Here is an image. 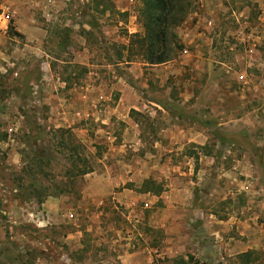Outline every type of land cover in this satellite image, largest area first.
<instances>
[{
    "label": "rangeland",
    "instance_id": "1",
    "mask_svg": "<svg viewBox=\"0 0 264 264\" xmlns=\"http://www.w3.org/2000/svg\"><path fill=\"white\" fill-rule=\"evenodd\" d=\"M188 3L150 64L140 0H0V264H264V0ZM189 196L252 247L192 241Z\"/></svg>",
    "mask_w": 264,
    "mask_h": 264
},
{
    "label": "crops",
    "instance_id": "2",
    "mask_svg": "<svg viewBox=\"0 0 264 264\" xmlns=\"http://www.w3.org/2000/svg\"><path fill=\"white\" fill-rule=\"evenodd\" d=\"M246 169L247 166H246ZM103 185V188L101 191L93 192L91 195V200L100 202L104 198V196L107 193H110L108 190L113 185V179L106 180ZM246 187H249L247 184ZM108 192H104V191ZM172 193V192H171ZM191 193V191H190ZM140 195V194H139ZM179 195V194H178ZM113 199L117 198V200L122 199L121 193L114 194L112 196ZM191 198V203H187L188 206L185 207L183 210V218L186 221V224L189 226L190 229V239H195L200 241L201 246H203L204 242L207 240L208 236H211V239H214L215 243H219L223 248H226L227 253L236 254L242 251L247 250L248 248H251V235L254 233V228L252 226V217H246L243 221H241V216L237 215V212L230 211L227 212L225 217H219L217 214L218 212L214 209L210 208H204V207H195L196 204L194 203L196 199H193V196H189ZM125 203V202H123ZM134 211V210H133ZM135 212V211H134ZM250 220V221H249ZM241 221V222H240ZM111 228H113L112 225H109ZM91 229L94 230V233L92 232V235L95 236L97 230V227L91 226ZM175 228H170L169 233L171 234V240L173 241L169 246L174 245V231ZM90 226L86 228L85 231H89ZM122 230L121 228H117V232L120 233ZM168 231V230H167ZM194 232V234H192ZM207 233V234H206ZM82 235V231H79V229L76 230V232L70 235L68 237H65L66 243L70 245L69 248L73 250H77L81 245L80 237ZM234 236H237V238H234ZM92 247L96 245L97 240L92 238L91 240ZM199 243V242H198ZM98 245V244H97ZM117 245V255L116 257L122 258L124 261L126 258V249L125 245H127L125 242L120 241ZM119 245L121 247V253L119 250ZM133 246H135V243H133ZM200 246V247H201ZM97 247V246H96ZM115 248V247H113ZM128 252V251H127ZM136 251L131 252L130 254H135ZM114 258V257H113ZM109 257L110 260L114 261V259ZM108 261V260H107ZM107 261H103V263H109Z\"/></svg>",
    "mask_w": 264,
    "mask_h": 264
},
{
    "label": "trees",
    "instance_id": "3",
    "mask_svg": "<svg viewBox=\"0 0 264 264\" xmlns=\"http://www.w3.org/2000/svg\"><path fill=\"white\" fill-rule=\"evenodd\" d=\"M139 19L145 33L138 38V50L150 64H160L170 59L175 51L182 48L177 35L171 30L183 20L185 10L189 8L188 0H140ZM89 170L84 168L80 174ZM145 191H151L145 188ZM247 253V252H246ZM242 253L239 256H244ZM188 264H199L192 255H188Z\"/></svg>",
    "mask_w": 264,
    "mask_h": 264
},
{
    "label": "built area",
    "instance_id": "4",
    "mask_svg": "<svg viewBox=\"0 0 264 264\" xmlns=\"http://www.w3.org/2000/svg\"><path fill=\"white\" fill-rule=\"evenodd\" d=\"M0 20H1V21H5V18H4V16H3V14H0Z\"/></svg>",
    "mask_w": 264,
    "mask_h": 264
}]
</instances>
